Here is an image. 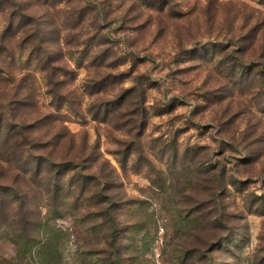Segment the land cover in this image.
Segmentation results:
<instances>
[{"label":"rangeland","instance_id":"obj_1","mask_svg":"<svg viewBox=\"0 0 264 264\" xmlns=\"http://www.w3.org/2000/svg\"><path fill=\"white\" fill-rule=\"evenodd\" d=\"M23 1L46 23L69 101L49 94L16 34L11 54L0 51V87L25 80L36 115L72 134L57 148L80 157L71 191L90 180L55 212L37 202V240L57 247L53 264H264V74L253 27L264 0ZM235 59L253 62L251 74L235 75L225 62ZM37 249L29 264L46 263ZM16 255L0 240V264H18Z\"/></svg>","mask_w":264,"mask_h":264},{"label":"trees","instance_id":"obj_2","mask_svg":"<svg viewBox=\"0 0 264 264\" xmlns=\"http://www.w3.org/2000/svg\"><path fill=\"white\" fill-rule=\"evenodd\" d=\"M25 2L0 0L6 23L1 33L0 51L11 54L13 49L9 47L11 42L7 36L19 35L16 46L28 51L29 60L34 61L44 72L49 94L55 100L58 99L60 104L66 103L69 100L61 91L66 85L64 76L67 70L61 64L62 60L49 51L45 38L46 23L37 12L30 11ZM253 19L256 22L254 29L262 32V45H259L261 53L257 64L262 66L260 69L264 74V13L257 11ZM91 48L96 50L97 45ZM103 57L105 54L102 59ZM242 59L225 61L238 77L253 71L254 63L244 62ZM0 71L5 70L0 66ZM6 73L10 75L9 72ZM24 81L19 80L12 87L6 81L0 87V240L6 238L14 243L18 264H29L27 258L35 247L46 259L45 264H53L59 254L57 247L37 240L41 227L44 226L37 202L41 198L55 212L63 200L77 193L71 190L80 157L72 153V148L58 153L59 144L64 139L71 142L72 134L65 126L54 133L46 121L50 116L44 118L36 115L37 105L31 103L32 95ZM34 113L35 117H32ZM89 184V177L82 175L77 194L87 192ZM32 197L34 201H30ZM2 262L9 264L6 260Z\"/></svg>","mask_w":264,"mask_h":264}]
</instances>
